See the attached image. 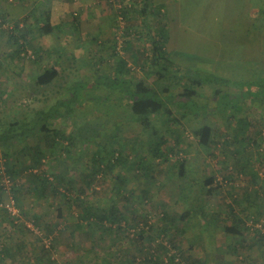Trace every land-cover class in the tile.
I'll return each mask as SVG.
<instances>
[{"label": "rangeland", "instance_id": "rangeland-1", "mask_svg": "<svg viewBox=\"0 0 264 264\" xmlns=\"http://www.w3.org/2000/svg\"><path fill=\"white\" fill-rule=\"evenodd\" d=\"M179 1L183 7L179 12L180 26L171 20V26L162 30L164 27L156 26L162 18L155 16L159 11L147 9L142 13L147 0L114 3L111 0H0V10L10 23L0 28V92L4 93L0 95V134L16 122L19 124L16 134L32 129L39 119L43 122V116L37 117L44 112L48 115L45 124H53V139L49 140L57 142L55 133L69 138L49 149L43 133H38L26 143L16 144L15 155L8 158L0 145V203L17 201L18 197L22 209V217L15 224L11 216L0 210V246L13 250L21 246L17 261L8 259L5 264H38L37 256L42 255L43 248L50 252L56 264H142L141 250L155 255L160 246L165 247L158 253L166 264L170 257L176 258L175 264H186L188 259L207 264L208 259L224 254L227 248L225 256L238 264H249L248 261L264 264L262 230L247 227L245 238L250 240L249 247L239 236L224 231L225 226L232 227L238 218L245 219L246 226L251 219L258 223L264 218V199L252 198L257 206L246 208L243 200L237 205L235 195L230 193L234 187L240 192L250 186L253 179L264 182V105L245 101L243 112L237 116L245 118L248 125H240L239 121L230 124L228 115L219 111L214 97L216 87L207 85L199 89L196 104L187 103L192 112L201 109L199 117L187 110L188 117L183 119V111L172 107L181 124L165 128L155 123L153 130L167 142L163 147L166 160H154L149 153L152 141H148L153 130L130 121L133 115L127 114L124 92L130 88L123 77L135 81L145 77L139 65L142 56H133L136 52L149 56L152 37L158 33L165 35L161 33L166 30H173L174 35L179 32L184 40L175 45L181 48L177 51L182 54L178 55L188 58L190 71L241 81L251 91L258 90L254 82L264 84V25L253 16L255 10L264 8V0L254 9L248 7L250 0L247 5L242 0ZM126 8L127 19L123 15ZM43 9L51 12L50 33L35 18L36 11L42 13ZM23 19L27 22L21 27L28 34L20 48L9 41L6 30ZM128 29L127 38L124 33ZM128 40L131 43L127 46ZM125 61L133 73L123 76L118 73V67L120 63L124 66ZM57 62L61 76L49 87L34 88V78ZM219 89L235 98L242 96L233 86ZM76 94H79L77 99H69ZM63 100L59 110H52ZM68 110H72L69 115ZM204 125L216 129L215 145L208 149L200 148L193 134ZM258 132L262 135H257ZM248 134L257 135L255 144L249 142ZM34 145L46 149L44 171L50 180L57 174L73 178L75 188L71 193L61 188L67 199L63 195L39 199L33 193L30 173L19 172L29 165L30 157L25 150ZM114 151L116 156L123 157L121 161L109 156ZM94 158L112 159L114 167L100 173L93 189L81 195L79 192L86 185L83 180L92 173ZM141 158L152 166L151 174L133 166V161ZM184 161L185 173L181 177L180 165ZM78 163L80 169L71 171ZM7 164L19 169L14 178L7 174ZM244 166L243 173L231 174ZM118 174L126 179L124 186L117 183ZM211 178L215 179L214 184L206 187L205 181ZM111 196L121 202L124 222L119 230L109 224L102 228L88 226L79 220L80 210L74 204L78 198L104 212L110 208ZM193 207L204 208L213 228L202 226L198 217L180 222L186 209ZM58 208L62 210V218L58 217ZM34 214L40 218V230L32 219ZM165 214L171 216L169 221L163 219ZM49 223L56 226L51 236L45 231ZM143 230L146 232L140 239L138 235ZM239 241L242 246L238 251L234 244Z\"/></svg>", "mask_w": 264, "mask_h": 264}, {"label": "trees", "instance_id": "trees-1", "mask_svg": "<svg viewBox=\"0 0 264 264\" xmlns=\"http://www.w3.org/2000/svg\"><path fill=\"white\" fill-rule=\"evenodd\" d=\"M147 7H144L142 10V13H144L147 9ZM126 10H123L124 18L127 19L128 13L126 14ZM253 16L255 17H261L264 19V8L257 9L253 12ZM36 21L40 23V26H43L45 31L47 33L51 32L50 23H51V12L50 10H44L43 12H39V10L35 13ZM27 19L23 20H17L14 22V25L10 27V29L6 30L9 35V41L11 43H15L20 46L21 48V42H24L26 40V35L28 34L27 31H24V28H22V24L26 23ZM10 25L8 16L0 10V28L3 29L4 27ZM149 28V31L151 33V28ZM164 30V29H162ZM5 31V29H4ZM164 33V31H162ZM19 33H21L19 35ZM162 34V33H161ZM125 36L130 37L129 29L126 30L124 33ZM160 35V33L155 34L152 37V44L150 49V54L144 53V52H136L134 54L133 58H137L142 56L143 61L141 59H137L138 62L141 61L140 70L145 72V77L142 80L135 81L133 78L128 79L124 78L123 80L126 81V86L129 87L127 91L125 90V99L128 103L127 114L133 115L132 119L130 121H133L136 124L141 125L143 128L148 130H153L155 123H159L162 125V127L168 128L172 125H179L181 124L180 121L177 120V116L172 110V107L177 108L178 110H182L181 118L188 117V112L190 109L187 108L188 102H193V104H196L195 99L200 95L199 89H202L209 86L216 87L214 89V97L218 101V108L219 111L228 115L230 124L234 122H238L240 125H248L245 118H238V114H241L243 112V103L245 101H250L252 104H258L260 106L264 105V84L263 83H255L254 87H258V90L251 91L246 90L245 83L241 81H235L229 79L217 76L212 73H195L194 71H190L189 68L182 69L180 66H176L171 59H169V55L166 51V44L164 43V38ZM131 41L128 40L126 42V45H130ZM21 50H19L20 53ZM148 56V57H147ZM59 60H62L63 57H59ZM60 63H56L55 65L51 66L50 68L45 69L42 73L37 75L34 78V88H43V87H49L51 86L60 76H61V70L59 69ZM120 67L118 73L127 75L130 73H133V69L129 68L128 63L125 61L124 66L122 64H119ZM182 71V73L180 72ZM185 71V72H184ZM235 87L236 89L241 91V98H235L232 95L223 92L219 89V87ZM83 86L80 87V92L83 90ZM79 92V94H80ZM79 94L72 95L69 99L75 100L78 98ZM0 95H4V93L0 92ZM69 99H66L65 101H69ZM236 102V103H235ZM64 103L63 101H58L56 104L57 106H54L52 110L55 108H58L59 106L62 107ZM225 103V104H224ZM239 105V106H238ZM59 107V108H60ZM58 108V110H59ZM238 108H241L242 110L239 112ZM186 109V110H185ZM204 113H207V107ZM72 111V110H71ZM67 111V114L69 115V112ZM201 109H198V112H192L196 117H199L201 115ZM231 111V112H230ZM131 112V113H130ZM58 114V112H57ZM55 115V114H53ZM43 116V122H41L42 119H39V124L32 127V129L24 130L21 133L16 134L17 128H19L18 122L10 124L9 130L5 132L3 130V133L0 134V145L3 146L5 149V157H11L15 155L14 146L16 144H24L26 143L30 138L36 136L38 133H43V136L45 137V145L47 148H54L55 145L58 144L59 141H69L68 137H65L62 133L58 134L55 133V136L57 137V142L55 140L50 141L49 139H53L51 137V133L53 130L51 129L53 124L47 123V121L44 120V118L48 115H46L44 112L41 113L40 116L37 118H40ZM125 116H126V110H125ZM127 117V116H126ZM47 119V118H46ZM37 120V119H36ZM24 127V126H23ZM239 129V128H238ZM242 129V128H241ZM239 131V130H238ZM237 131V132H238ZM215 132L216 129L213 126L210 125H204L196 130H194V138L196 139V142L200 148H209L213 145H215ZM242 132V130L240 131ZM14 133V134H10ZM240 135V134H239ZM257 135H262V132H258ZM256 135V136H257ZM78 136V135H76ZM251 136V134H248V140L250 143H256L257 137ZM154 137V138H153ZM243 137V136H242ZM240 138V137H239ZM244 138V137H243ZM78 139V137H77ZM238 139V138H237ZM152 141V145L149 146V153L152 154L154 160H166L167 154L164 152L163 147L166 145V141L164 138L159 137L158 131L153 130L152 138L148 141ZM72 143V141L70 140ZM116 142V141H115ZM46 149L44 150L43 147L39 145H34L32 147H28L25 152H27L28 156L30 157L29 165H24L21 171H19L18 168H11L9 164H7L6 171L7 174L14 178L19 172H29L31 177L33 178L32 184H33V193L37 195L39 199L43 198L46 199L50 195L59 196L63 195L65 199H67V196L65 194H62L61 188L64 189L66 192L71 193L72 190L75 188L73 178L71 176L66 177L64 174H57L54 175L53 180H50L49 176L44 171V160L46 158ZM118 153H121L120 150H117ZM116 151V152H117ZM116 152L114 151L112 154H108L110 157L115 158L116 161H121L123 157L118 154L116 156ZM21 155L19 152L17 153ZM238 155H241V152H237ZM140 158V157H139ZM112 159L106 160L105 158H94L93 160V166L91 168V174L85 175L84 182L85 187L81 188L80 194L85 195L88 190L93 189V182L96 181L100 173L112 171L114 167V163ZM238 161V160H237ZM244 165V164H243ZM133 166L135 168H141L145 172V174H151L153 171L152 166L146 164L144 160L141 158L139 161H133ZM246 166L242 167V170L239 172H231L232 175H236L238 173H243L245 171ZM80 169L79 163L76 164L73 168H71V171H77ZM240 169V167H239ZM35 171V173H34ZM70 171V172H71ZM238 171V170H237ZM185 173V161L181 163L180 165V175L181 177L184 176ZM248 175V174H247ZM116 181L119 185L124 186L126 184V179L123 178L122 174H118L116 177ZM251 181V180H250ZM215 182V179L211 178L207 181H205V186L209 187L210 185H213ZM116 189L115 191H119L122 187ZM221 187V186H219ZM230 193L232 195H235L234 202L238 205V203L241 200H249L254 198L255 200L264 199V182L262 180L253 179L251 182V185L245 186V188H242L240 192H237V189L234 187L231 189ZM210 191V190H209ZM208 191V192H209ZM235 191V193H234ZM17 203L19 204V198L17 197ZM129 201V200H127ZM65 203H69L67 200H65ZM72 202L70 201L69 204ZM120 200L114 196L110 197V208L104 212H101L100 207H94L92 205H89L88 202L85 200L78 198L74 204L76 207L80 210L79 213V220L83 223H86V225L90 226H97V227H104L102 225L109 224L118 230L121 228L123 222H124V216L121 211L120 206ZM20 206V205H19ZM21 207V206H20ZM100 208V210H99ZM260 211V210H258ZM262 212V210H261ZM263 213V212H262ZM258 214V213H257ZM58 217L62 218L63 213L61 208H58ZM198 217V219L202 222V226H205L206 228H213L212 222H209L207 219V214L204 211V208L202 207H193L188 208L186 211L180 216V222H187L191 220L192 218ZM32 219L35 222V225H37V229L39 228V221L40 218L37 215H32ZM163 219L165 221H169L171 219V216L168 214H165ZM249 219V216L248 218ZM126 220V219H125ZM200 222V223H201ZM15 224V222H14ZM151 227H149V231H151ZM247 226L245 223V219H237L235 221V224L232 227H224V231L229 235L244 237L246 235ZM56 230V226L49 223L45 226V231L47 236H51L54 234ZM112 230V229H110ZM109 229L105 228V231H110ZM244 232H243V231ZM146 232L145 230L141 231L139 233V238L142 239V236ZM182 232H185L184 229ZM246 241V238L244 239ZM262 244H264V237L262 238ZM160 249H165V247H161ZM160 249H157V254H150L149 252H145V250H141V255L144 256L143 263L142 264H166L163 261H161V256L158 252H160ZM18 250H21V246L18 248ZM18 250H13L12 248H8L7 246H0V263L5 264L7 263L8 259L12 261H17L16 255L18 254ZM155 260V262L153 261ZM175 257L169 258L168 264H175ZM135 262V260H134ZM37 263L38 264H56L54 261H52L50 257V252L47 251L45 248H43V253L41 256H37ZM186 264H198L196 261H192L191 259H188Z\"/></svg>", "mask_w": 264, "mask_h": 264}, {"label": "crops", "instance_id": "crops-1", "mask_svg": "<svg viewBox=\"0 0 264 264\" xmlns=\"http://www.w3.org/2000/svg\"><path fill=\"white\" fill-rule=\"evenodd\" d=\"M247 1L248 0H242L241 2H243L245 5H247ZM260 2H261V0H250V3L248 5V7L251 8V9L259 8L258 4ZM181 5L182 4L180 3L179 0H147V2H145L143 4V7H147L146 9H150L153 12H157V11L160 12L159 15H155V14L154 15L158 16V17L161 16L164 20L162 18L159 19V21H158L156 26H162V28L164 27V30H165V29H167L168 27L171 26V20L174 22V25H176V22L179 25V22H180L179 12L183 8ZM153 12H152V14H153ZM173 16L176 17L177 20H174ZM255 19H256V21L260 22L261 25H264V19L263 18L255 17ZM164 33H165V35H162L163 36L162 38H164V43L166 44V51H167V54L169 55L170 59H172V62L176 66H178V67L180 66L181 68H184V69H186L188 66H191L188 63L189 60H188V58L186 56H184V55L179 56L178 55V54H182V52L177 51L178 49H181V48L178 47L175 44H177L179 42L181 43V42L184 41L183 39L182 40L180 39L179 32L176 35H174V31L173 30H172V32H171V30H170V32H168L166 30ZM164 33L162 32V34H164ZM262 44H264V43H262ZM171 55H173V56L171 57ZM243 202H244V205H246V208H248V207H256L257 206V204H255L256 202H253V200H251V199L243 200ZM233 207H234V205H233ZM240 239L244 240L245 236L244 237H240ZM249 241H250L249 238H247V241H246V244H245L246 247L251 246V243ZM234 245H237L238 251H239V249L242 246L241 241L235 242ZM226 251L228 252V248L226 249ZM227 252H225L224 254L223 253L215 254L212 258L208 259V261L206 263L207 264H238L237 262H234L233 260H229L228 257L225 256ZM248 263L251 264V261H248Z\"/></svg>", "mask_w": 264, "mask_h": 264}, {"label": "built area", "instance_id": "built-area-1", "mask_svg": "<svg viewBox=\"0 0 264 264\" xmlns=\"http://www.w3.org/2000/svg\"><path fill=\"white\" fill-rule=\"evenodd\" d=\"M115 0H111V3H114ZM10 183V180L7 182V186ZM0 210H3L5 213H7L13 220H15V223L19 222V220L22 217V209L19 206V204L14 199H10L8 201H4L0 203ZM255 220V219H254ZM253 219L249 220V223H247V227L250 230L260 229L262 230V235L264 236V218L261 219L258 223L255 222Z\"/></svg>", "mask_w": 264, "mask_h": 264}]
</instances>
